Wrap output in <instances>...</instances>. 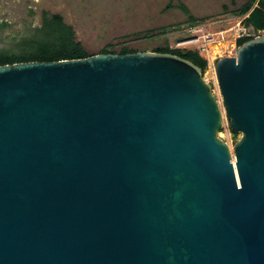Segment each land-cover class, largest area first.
<instances>
[{
    "label": "water",
    "instance_id": "obj_1",
    "mask_svg": "<svg viewBox=\"0 0 264 264\" xmlns=\"http://www.w3.org/2000/svg\"><path fill=\"white\" fill-rule=\"evenodd\" d=\"M0 66V264H264V34ZM235 161V162H234Z\"/></svg>",
    "mask_w": 264,
    "mask_h": 264
},
{
    "label": "rangeland",
    "instance_id": "obj_2",
    "mask_svg": "<svg viewBox=\"0 0 264 264\" xmlns=\"http://www.w3.org/2000/svg\"><path fill=\"white\" fill-rule=\"evenodd\" d=\"M178 1L200 20V25L187 27L186 13L177 7L166 9L170 0H0V50L13 38L39 26L44 12L61 15L90 55L100 54L109 45L115 52L124 47L138 52H155L166 46L197 50L208 61L203 76L212 86L224 116V127L218 136L228 144L234 158V146L242 134L234 135L228 126L215 64L220 58L236 56L238 39L252 34L244 28L243 18L232 14L248 0ZM178 1L174 0L173 5ZM178 25L182 28L162 33L163 28ZM191 39V45H180ZM204 44L206 51L202 50ZM216 48L219 55H214Z\"/></svg>",
    "mask_w": 264,
    "mask_h": 264
},
{
    "label": "trees",
    "instance_id": "obj_3",
    "mask_svg": "<svg viewBox=\"0 0 264 264\" xmlns=\"http://www.w3.org/2000/svg\"><path fill=\"white\" fill-rule=\"evenodd\" d=\"M174 0H170L167 10L179 8L188 16L187 27L200 25V20L196 19L182 2L178 1L173 5ZM233 15L243 18V26L252 31L249 36L239 38L237 46L253 40L259 33L264 32V0H248L247 3L232 12ZM182 25L165 27L163 34L181 29ZM138 53L137 50L128 47L122 48L119 52L112 50L109 45L100 54L126 55ZM155 53L171 54L188 60L198 66L203 73L208 68V61L203 58L197 50L173 49L169 46L158 48ZM91 56L84 48L83 44L77 40L74 28L67 24L59 14L43 13L42 22L39 26L26 30L20 38H13L7 47L0 50V66L24 62H54L60 60L85 59ZM232 131V130H231ZM233 132V131H232ZM234 135H238L234 133Z\"/></svg>",
    "mask_w": 264,
    "mask_h": 264
},
{
    "label": "built area",
    "instance_id": "obj_4",
    "mask_svg": "<svg viewBox=\"0 0 264 264\" xmlns=\"http://www.w3.org/2000/svg\"><path fill=\"white\" fill-rule=\"evenodd\" d=\"M245 28V27H244ZM246 29V28H245ZM247 30V29H246ZM250 34H248V35H245V36H249ZM242 37H244V36H242ZM242 37H240V38H242ZM190 43H194V40H187V41H184V42H182L180 45H191ZM202 50L203 51H206V44H204V46H203V48H202ZM200 53V52H199ZM201 55V54H200ZM202 56V55H201ZM203 57V56H202Z\"/></svg>",
    "mask_w": 264,
    "mask_h": 264
},
{
    "label": "bare ground",
    "instance_id": "obj_5",
    "mask_svg": "<svg viewBox=\"0 0 264 264\" xmlns=\"http://www.w3.org/2000/svg\"><path fill=\"white\" fill-rule=\"evenodd\" d=\"M219 49L218 48H216V51H215V53H214V55H219L221 52H219L218 51ZM235 162V161H234Z\"/></svg>",
    "mask_w": 264,
    "mask_h": 264
}]
</instances>
